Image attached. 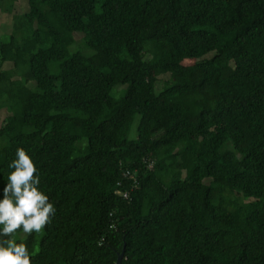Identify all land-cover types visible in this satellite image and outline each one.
<instances>
[{
  "label": "trees",
  "instance_id": "trees-1",
  "mask_svg": "<svg viewBox=\"0 0 264 264\" xmlns=\"http://www.w3.org/2000/svg\"><path fill=\"white\" fill-rule=\"evenodd\" d=\"M18 1L0 199L23 147L56 208L12 237L32 264H264V0Z\"/></svg>",
  "mask_w": 264,
  "mask_h": 264
},
{
  "label": "clouds",
  "instance_id": "clouds-1",
  "mask_svg": "<svg viewBox=\"0 0 264 264\" xmlns=\"http://www.w3.org/2000/svg\"><path fill=\"white\" fill-rule=\"evenodd\" d=\"M8 167L12 169L0 199V264H32L25 243L13 235L23 230L28 236L51 224L56 208L40 190L38 169L23 147H19Z\"/></svg>",
  "mask_w": 264,
  "mask_h": 264
},
{
  "label": "rangeland",
  "instance_id": "rangeland-1",
  "mask_svg": "<svg viewBox=\"0 0 264 264\" xmlns=\"http://www.w3.org/2000/svg\"><path fill=\"white\" fill-rule=\"evenodd\" d=\"M28 9V6H27V0H19L15 7H14V13L16 14H21V13H24L26 12ZM12 16L11 15H5L4 13H1L0 12V37H2L4 34L8 33V30L10 29V26L12 25ZM76 38L77 39H81V35L80 34H77L76 35ZM210 55V54H209ZM208 55V56H209ZM166 78H169V76H163L162 79H166ZM172 79V77H171ZM121 87H125V85L121 86ZM118 96V95H117ZM2 113V112H1ZM2 114L0 116V121L2 119ZM136 124V121H134V125L132 126L131 130H130V133H129V138H135V125ZM21 236L23 237L24 236V233L23 231H21L20 233L17 234V236Z\"/></svg>",
  "mask_w": 264,
  "mask_h": 264
},
{
  "label": "water",
  "instance_id": "water-1",
  "mask_svg": "<svg viewBox=\"0 0 264 264\" xmlns=\"http://www.w3.org/2000/svg\"><path fill=\"white\" fill-rule=\"evenodd\" d=\"M121 258H122V253H120V254L118 255V258H117L116 264H121Z\"/></svg>",
  "mask_w": 264,
  "mask_h": 264
},
{
  "label": "built area",
  "instance_id": "built-area-1",
  "mask_svg": "<svg viewBox=\"0 0 264 264\" xmlns=\"http://www.w3.org/2000/svg\"><path fill=\"white\" fill-rule=\"evenodd\" d=\"M123 196H124V197H127V193H123Z\"/></svg>",
  "mask_w": 264,
  "mask_h": 264
}]
</instances>
